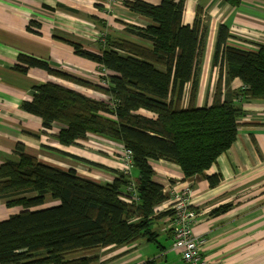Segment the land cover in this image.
<instances>
[{"label": "trees", "instance_id": "obj_1", "mask_svg": "<svg viewBox=\"0 0 264 264\" xmlns=\"http://www.w3.org/2000/svg\"><path fill=\"white\" fill-rule=\"evenodd\" d=\"M123 3L150 21L144 26L130 24L126 32L151 46L109 36L98 51L77 41L70 43L78 55L110 70L105 77L109 85L61 73L46 60L27 54L19 55L15 68L25 73L29 67H41L108 96L110 103L50 81L35 85L34 97L24 100L21 107L40 116L46 130L61 124L58 139L64 145L78 144L94 133L131 148L139 171V200L121 198L130 180L124 174L101 184L74 168L64 170L40 161L20 143L16 147L19 159L0 165V198L7 206L23 207L0 220V264H95L99 256L90 254L95 249L142 238L155 240L153 219L171 211L155 214L168 194L163 184L154 181L151 161L176 163L186 177L199 174L211 187L217 186L221 174L209 175L206 170L236 141L245 113L242 103L264 100L263 43L252 49L232 45L229 27L221 24L212 57L218 67L212 103L198 106L208 36L202 12L198 9L194 23L185 24L184 0H161L158 5L146 0ZM31 23L40 27L38 21ZM237 78L242 85L233 88ZM48 195L59 203L33 209L44 204ZM231 207L232 203L221 205L211 215Z\"/></svg>", "mask_w": 264, "mask_h": 264}, {"label": "crops", "instance_id": "obj_2", "mask_svg": "<svg viewBox=\"0 0 264 264\" xmlns=\"http://www.w3.org/2000/svg\"><path fill=\"white\" fill-rule=\"evenodd\" d=\"M146 1L161 3V0ZM184 1L185 24L194 23L198 9L208 24L204 60L212 61L221 24L229 27L232 45L252 49L264 44V0H240L239 6L226 0ZM32 21H38L40 27L32 25ZM149 22L132 12L123 0H0V165L19 159L16 147L21 143L27 153L40 161L64 170L74 168L85 178L97 180L93 179L97 172L103 183L119 177L118 142L88 133L78 144L64 145L58 139L61 124L54 123L46 130L40 116L21 107L24 100L34 97L35 85L50 81L95 99L105 101L108 96L41 67H29L24 73L15 66L19 55L27 54L46 60L61 73L104 85L100 77L110 70L78 55L71 41L98 51L100 47H95L93 41L103 43L106 36L120 37L127 23L144 26ZM204 71L202 67L198 106L212 103L217 81L215 72L211 76ZM241 85L238 78L232 83L233 88ZM203 86L205 94L209 89L207 99L201 95ZM242 106L245 113L240 117L236 141L206 170L209 175L221 174L217 186L211 187L208 179L199 174L185 178L176 163L164 159L151 161L153 179L164 185L168 199L173 189L191 187V206L198 213L194 231L205 239L204 255L211 264H264V100L243 102ZM79 157L89 161L83 163ZM132 174L137 181L139 171L133 168ZM47 201L33 209L59 203L54 199ZM5 202L0 198V220L23 210L22 206H7ZM227 203H232L227 212L211 215L214 209ZM163 204L156 206L155 214L164 211ZM153 228L158 233L155 240L142 238L122 246L98 248L96 253L91 251L90 254L99 256L95 264H185L172 248L174 230L170 216L154 218Z\"/></svg>", "mask_w": 264, "mask_h": 264}, {"label": "built area", "instance_id": "obj_3", "mask_svg": "<svg viewBox=\"0 0 264 264\" xmlns=\"http://www.w3.org/2000/svg\"><path fill=\"white\" fill-rule=\"evenodd\" d=\"M102 73H105L103 70ZM122 148V163L126 166L123 173L130 180L124 188L127 195L121 194V198L132 202L139 200L136 181L133 179L134 158L133 151L128 147ZM192 189L174 190L167 201L161 206L164 210H170L169 214L173 230L174 241L172 248L180 254L185 264H211L204 255L205 239L199 237L194 231V225L198 220V213L192 208Z\"/></svg>", "mask_w": 264, "mask_h": 264}, {"label": "rangeland", "instance_id": "obj_4", "mask_svg": "<svg viewBox=\"0 0 264 264\" xmlns=\"http://www.w3.org/2000/svg\"><path fill=\"white\" fill-rule=\"evenodd\" d=\"M120 1H122V0H120ZM121 4V3H120ZM94 23H96V22H94ZM97 24V23H96ZM130 25V23H127V24H125V29H124V32L126 33V29H127V27ZM98 28V27H97ZM99 29V28H98ZM125 33H123V34H121L120 35V37H122V38H126V39H129V40H131V41H135V42H138V43H141V44H143L144 43V45H147V46H151L148 42H140V41H138V39L135 37V36H133V37H135V38H133L132 37V35L131 34H125ZM93 44H94V46L96 47L97 46V48H101V44L100 43H96L95 41H93ZM100 44V45H99ZM207 53H208V57L210 56V51L208 50L207 51ZM205 58H207V56H206V53H205ZM207 60V62L205 63V61ZM206 64H208V66H206ZM202 67H204L205 68V74L206 75H213L214 74V72H215V77H216V80H217V77H218V67L216 66V70H215V66H214V63H213V61H211L210 62V60L209 59H203V62H202V64H201V72H200V77H201V75H202ZM210 76V77H211ZM104 77H106V76H101L100 78H101V82H102V84H104V85H109V83L107 82V80H105L104 79ZM200 89V82H199V86H198V90ZM214 89H215V87L213 88V93H214ZM208 91H207V94H205V89H204V86L203 87H201V95H202V97L203 98H205V99H207V98H209L210 97V94H209V89H207ZM198 93V92H197ZM189 95H190V85H188L187 86V88H186V90H185V99H184V103H187L188 102V100H189ZM197 99V98H196ZM110 99L109 98H106V102L107 103H110ZM204 104H207V103H204ZM204 104H202L201 103V105H199V106H202V105H204ZM110 117H112L111 119H114V120H116V118L114 117V116H112V115H109ZM119 146L120 147H117V149H116V152H117V155H118V157H119V162H120V165H118V168H119V170H120V172H119V176H121L127 169H126V166L125 165H123V163H122V158H123V154H122V148L121 147H125L124 146V144H122V143H119ZM82 158V157H81ZM85 159V158H84ZM86 161H89V160H87V159H85ZM85 160H82L81 159V161H83V163L85 162ZM78 161H79V159H78ZM92 162V161H91ZM96 163V162H95ZM136 172H137V169H136ZM183 172V171H182ZM184 173V172H183ZM96 174H98V175H93V179H97V180H100L99 181V183H101V184H106V183H109V182H105V183H103V182H101L102 181V179L100 178V174L97 172ZM185 175V174H184ZM195 176V175H194ZM193 177V176H192ZM185 178H190V177H186L185 176ZM97 180H94V181H96V182H98ZM191 188V187H190ZM173 190H175V189H173ZM178 190V189H177ZM121 194H124V195H127V193L126 192H122ZM138 196H139V194H138ZM51 199H53L50 195H48V201H47V203H49V201H51ZM192 200V199H191ZM93 253H96L95 252V250H94V252Z\"/></svg>", "mask_w": 264, "mask_h": 264}, {"label": "clouds", "instance_id": "obj_5", "mask_svg": "<svg viewBox=\"0 0 264 264\" xmlns=\"http://www.w3.org/2000/svg\"><path fill=\"white\" fill-rule=\"evenodd\" d=\"M135 168V167H134Z\"/></svg>", "mask_w": 264, "mask_h": 264}]
</instances>
